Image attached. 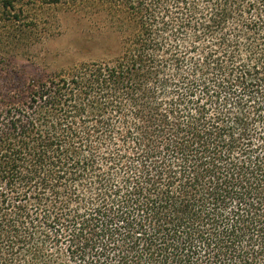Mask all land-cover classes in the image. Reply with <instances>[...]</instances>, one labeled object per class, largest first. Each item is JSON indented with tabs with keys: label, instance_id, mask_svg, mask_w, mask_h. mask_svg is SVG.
<instances>
[{
	"label": "trees",
	"instance_id": "trees-1",
	"mask_svg": "<svg viewBox=\"0 0 264 264\" xmlns=\"http://www.w3.org/2000/svg\"><path fill=\"white\" fill-rule=\"evenodd\" d=\"M38 4L110 10L120 48L0 63V264H264V0Z\"/></svg>",
	"mask_w": 264,
	"mask_h": 264
},
{
	"label": "rangeland",
	"instance_id": "rangeland-1",
	"mask_svg": "<svg viewBox=\"0 0 264 264\" xmlns=\"http://www.w3.org/2000/svg\"><path fill=\"white\" fill-rule=\"evenodd\" d=\"M18 7L24 11L22 24L7 22L0 29V63L12 58L14 81L18 72L31 78L42 71H70L78 63L112 58L119 51V17L98 4L82 13L43 7L38 0H24Z\"/></svg>",
	"mask_w": 264,
	"mask_h": 264
}]
</instances>
